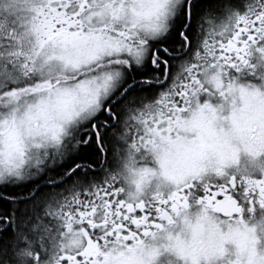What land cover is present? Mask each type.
Returning <instances> with one entry per match:
<instances>
[{
    "label": "snow or ice",
    "instance_id": "1",
    "mask_svg": "<svg viewBox=\"0 0 264 264\" xmlns=\"http://www.w3.org/2000/svg\"><path fill=\"white\" fill-rule=\"evenodd\" d=\"M0 264H264V0H0Z\"/></svg>",
    "mask_w": 264,
    "mask_h": 264
}]
</instances>
